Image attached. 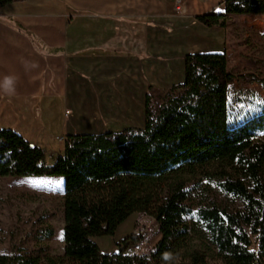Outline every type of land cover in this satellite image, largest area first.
Returning <instances> with one entry per match:
<instances>
[{"label": "trees", "instance_id": "1", "mask_svg": "<svg viewBox=\"0 0 264 264\" xmlns=\"http://www.w3.org/2000/svg\"><path fill=\"white\" fill-rule=\"evenodd\" d=\"M24 1L0 0V8ZM223 7L194 19L225 28L230 16H264V0H224ZM249 79L264 87L254 74L233 75L225 54H187L182 84L148 89L143 129L67 135L51 166L43 149L1 129L0 178L62 180L64 255L13 251L0 264H208L210 257L264 264V113L234 128L227 121L229 86ZM210 183L224 201L201 200ZM134 214L158 225L153 249L125 256L130 236L117 253H102L93 238L114 236Z\"/></svg>", "mask_w": 264, "mask_h": 264}, {"label": "crops", "instance_id": "2", "mask_svg": "<svg viewBox=\"0 0 264 264\" xmlns=\"http://www.w3.org/2000/svg\"><path fill=\"white\" fill-rule=\"evenodd\" d=\"M223 3L216 8V0H27L4 6L0 112H27L41 102L52 113L58 104L77 119L61 124L62 143L72 134L143 129L148 89L182 84L183 58L197 54L186 53L198 46L193 36L207 32L212 42L224 37L225 28L194 19L223 14Z\"/></svg>", "mask_w": 264, "mask_h": 264}, {"label": "rangeland", "instance_id": "3", "mask_svg": "<svg viewBox=\"0 0 264 264\" xmlns=\"http://www.w3.org/2000/svg\"><path fill=\"white\" fill-rule=\"evenodd\" d=\"M221 1L216 0V8ZM200 3L205 5L208 1ZM177 5L180 6V3ZM223 32L224 37L218 36L213 42L211 34L207 32L204 33L205 37L194 35L198 46L193 52L186 53L224 52L228 69L233 75L254 74L264 83V16H230L226 18ZM227 99L229 128L264 113V87L252 79L236 80L228 88ZM71 115L65 116L64 109L58 104L56 111L50 113L45 105L38 102L33 107L30 105L27 112H0V130L11 129L43 149L44 164L51 166L62 146V142L57 140L62 133L61 124L72 120L77 122L75 115ZM212 169L209 167L204 170ZM203 188L201 200H225L214 183L203 185ZM63 201L61 179L0 178V255L22 251L40 258L63 257ZM143 227L152 230L150 246L154 247L159 236L158 225L151 217L140 214L130 216L119 226L114 236L93 238V242L102 253L115 254L123 239L134 236L136 240L139 229ZM192 235L195 244L201 247V232L194 230ZM135 240H130L128 245ZM208 261V264H220L211 257Z\"/></svg>", "mask_w": 264, "mask_h": 264}, {"label": "built area", "instance_id": "4", "mask_svg": "<svg viewBox=\"0 0 264 264\" xmlns=\"http://www.w3.org/2000/svg\"><path fill=\"white\" fill-rule=\"evenodd\" d=\"M152 230L148 227L139 229L137 239L130 245H127L123 249L125 256L134 257L148 254L153 247L150 246Z\"/></svg>", "mask_w": 264, "mask_h": 264}]
</instances>
